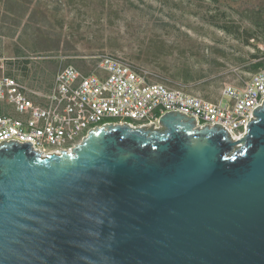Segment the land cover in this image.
Masks as SVG:
<instances>
[{
	"label": "water",
	"instance_id": "water-1",
	"mask_svg": "<svg viewBox=\"0 0 264 264\" xmlns=\"http://www.w3.org/2000/svg\"><path fill=\"white\" fill-rule=\"evenodd\" d=\"M244 137L110 125L73 151L0 148V264H264V102Z\"/></svg>",
	"mask_w": 264,
	"mask_h": 264
},
{
	"label": "built area",
	"instance_id": "built-area-1",
	"mask_svg": "<svg viewBox=\"0 0 264 264\" xmlns=\"http://www.w3.org/2000/svg\"><path fill=\"white\" fill-rule=\"evenodd\" d=\"M85 73L60 65L48 92L16 77L0 76V148L4 143H30L43 156L80 146L101 127L129 124L160 126V118L180 112L196 120V128L222 126L236 141L246 134L264 102V68L243 86L227 84L218 102L155 80L149 69L109 53L93 57ZM133 122V123H129Z\"/></svg>",
	"mask_w": 264,
	"mask_h": 264
},
{
	"label": "rangeland",
	"instance_id": "rangeland-1",
	"mask_svg": "<svg viewBox=\"0 0 264 264\" xmlns=\"http://www.w3.org/2000/svg\"><path fill=\"white\" fill-rule=\"evenodd\" d=\"M61 1L67 8L62 12L64 13V19L61 21L63 24L55 23V20L53 24L47 23V21L40 24L43 34L47 38L60 42L59 51L34 54L30 48L26 57H29L32 63L28 67L26 80L23 79L21 69L15 67L10 70L6 66L4 60L15 55L7 51L5 59H0V75L12 71L15 77L30 87L48 92L54 80V74L53 77H50L54 70L52 60L84 59L81 67L77 68L83 72H90L92 71L93 57L102 53L129 59L132 63L146 66L153 73L161 75L159 73L161 69L145 64L143 56L138 54L142 39L150 37L153 34L152 28L157 27V32L167 36L168 39L171 38L167 42L169 46H173V54L170 53L172 55L167 57L166 62V69L170 74L176 72L178 68H183V63L189 65L193 73H202V78L193 77L188 82L185 81L186 77L180 76L177 79L166 74L162 75V78L165 79L163 82L173 81L175 87L210 99L211 96L218 94L226 83H237L241 78L248 79L251 74L243 69V66L246 67L250 63L249 57L252 54L264 52V30H262L264 29V0H220V6L217 5V0H198L200 2L173 0V3L184 1V5H188V17L182 20L174 18L169 24L170 28L167 29L153 26V22L152 24L148 23L150 19L152 21L151 15L155 14L149 12L152 9L150 5L155 6L153 9L156 10V15L166 14L167 11L164 10L163 13H160L162 10L154 0H144L152 3L145 4V6H141L143 4L139 3V0H130V3L133 2L130 7L124 5L126 3L124 0H107L106 7L99 6L97 0H89L85 7L84 0H81L82 3L77 0L72 5L66 3L68 0ZM108 6H110L109 9ZM147 6H149L148 10L145 9ZM198 7L199 9H197ZM218 7H221L227 16L219 19V24H215L213 22L215 19L210 15ZM121 8H123V13L119 16L122 19L110 21L108 18L110 13L112 14V10ZM79 11L88 13L90 17L99 18L94 25L85 19L74 20V16ZM242 13H257L259 17L242 16ZM157 21L159 20L157 19ZM163 21L168 20L163 18ZM79 22L88 25L87 28L79 27ZM180 23L182 24L180 25ZM27 39V42H30L31 38ZM174 39H178L181 47L195 46L196 48L194 51L186 50L184 51L185 55H182V51L175 46L178 43ZM71 65L76 67V63ZM156 78L157 76L155 80L158 81L163 80ZM134 125L137 127L136 124Z\"/></svg>",
	"mask_w": 264,
	"mask_h": 264
},
{
	"label": "trees",
	"instance_id": "trees-1",
	"mask_svg": "<svg viewBox=\"0 0 264 264\" xmlns=\"http://www.w3.org/2000/svg\"><path fill=\"white\" fill-rule=\"evenodd\" d=\"M77 0H68L66 2L67 4H74ZM81 2V0H79ZM125 6L130 7L133 2L130 3V0H124ZM89 0H84L83 4L88 5ZM142 3L145 6V4H152L144 0H139V3ZM155 4L157 6H160V13H163L164 10L166 11V14L162 15H156V10L153 9L155 7L153 4L150 5L152 9H150L149 12L155 13L154 15H151V19L148 23L153 22V26H159L163 29L170 28L169 24L171 21L175 19L182 20L183 18L188 17L187 15V9L188 5H184V1H179L177 3H173V0H154ZM195 2H200L198 0H195ZM82 3V2H81ZM220 0H217V5H219ZM97 4L99 6H107V0H97ZM110 6L107 8L109 9ZM137 7H140V5H137ZM148 7H145L146 10H148ZM66 8L65 3L61 0H0V58L5 59V54L7 51H10L11 53L15 54L14 57L6 58L4 61L6 63V66L8 68L13 69L15 67L21 69L22 73L27 71L28 67L32 63V60L29 59V57H26V55L29 52V49L32 48L34 54H40L42 53H48L53 52L56 53L59 51V41L54 40L51 38H47L42 31V27L40 24H43L47 21V23L53 24L54 20L55 23L61 22L64 19V13H62ZM69 9H71L69 7ZM199 9V7L197 8ZM190 11V10H189ZM103 11L101 10V13ZM114 12V13H113ZM123 13V8L121 9H113L112 14L109 15V20L113 22L114 19H122L119 14ZM196 13L200 14V12L196 11ZM243 14V13H242ZM209 16V15H207ZM227 14L223 11L221 7H218L217 10H215L214 13L210 15L213 19H215V24H219V19L226 17ZM242 16H248V17H259V14L252 13L247 14L244 13ZM74 20L85 19L90 22L91 25H94L95 22H97L99 17H90L88 13H85L84 11H79L77 15L74 16ZM163 18H167L168 21H163ZM157 19L159 21H157ZM63 22H61V25ZM179 24V23H176ZM182 23H180L181 25ZM79 27L81 28H87L88 25H83L79 22ZM152 27V26H151ZM229 28V27H228ZM158 28L153 27L152 28V35L148 38H143L141 42V48L139 50V55L143 56V62L147 65H152L160 70L161 75H155L157 78H162V75L169 74L172 77H175L179 79V77H186L185 81L188 82L190 79H193V77L202 78V73L195 74L193 73L192 68L187 65L186 63H183L184 67L181 69H177L176 72L173 74L169 72L168 69H166V62L167 57L169 55H172V49L173 46H169L168 40L171 39L167 36L161 35L159 32H157ZM264 30V29H262ZM252 34V33H251ZM257 35V34H255ZM254 35V36H255ZM30 37V42H27V38ZM179 39V38H178ZM178 39H174L175 42L178 44H175L177 46L178 50L182 51V55H185L184 51L196 48L195 46L192 47H181ZM173 44V43H172ZM143 48V49H142ZM172 53V54H170ZM114 55V54H112ZM117 56V55H114ZM124 59V58H123ZM84 59H67V60H61L58 61L52 60L51 62L54 64V70L52 71V75L50 77H53V74L55 76L58 68L60 65H71L73 63H76V68L81 67L82 62ZM93 60V64L91 65L92 69L96 65V60ZM126 60V59H125ZM127 61H130L127 59ZM250 63L246 66V71L250 74H253L260 69L264 68V53L256 52L252 54L249 57ZM132 62V61H130ZM147 69H149L146 66H143ZM78 68V69H79ZM26 69V70H25ZM164 69V70H163ZM86 70V69H85ZM150 70V69H149ZM85 73H88V71H84ZM153 72V71H152ZM7 76H13L12 71L6 72ZM156 78V79H157ZM158 81V80H157ZM165 81L163 79L160 82ZM166 84H169L170 86H173V81L164 82ZM52 87V85H51ZM50 87V88H51ZM187 91V90H185ZM188 92V91H187ZM129 123H133L130 122ZM136 124V123H134Z\"/></svg>",
	"mask_w": 264,
	"mask_h": 264
},
{
	"label": "crops",
	"instance_id": "crops-1",
	"mask_svg": "<svg viewBox=\"0 0 264 264\" xmlns=\"http://www.w3.org/2000/svg\"><path fill=\"white\" fill-rule=\"evenodd\" d=\"M259 53H261V52H259ZM264 53V52H263ZM5 58V57H4ZM0 59H3V58H0ZM243 69H245L246 70V67L245 66H243ZM26 70V69H25ZM6 74V73H5ZM13 74V73H12ZM22 75L24 76L23 77V79H25L26 80V78L28 77V69H27V71L26 72H24V74L22 73ZM252 75V74H251ZM250 75V76H251ZM0 76H2V75H0ZM13 77H15L14 76V74H13ZM17 78V77H16ZM250 78V77H249ZM249 78L248 79H239L238 80V82L237 83H235V82H232V83H226L225 85H227V84H231V85H235V86H237V87H241V86H243L244 85V83L247 81V80H249ZM17 79H19V78H17ZM20 80V79H19ZM21 81V80H20ZM23 82V81H22ZM224 85V86H225ZM224 86L221 88V90H220V92L218 93V94H216V95H213V96H211L210 97V99H207V98H205V97H202V96H200V97H202L203 99H205V100H208V101H212V102H218V101H220L222 98H223V96H222V90H223V88H224ZM199 96V95H198Z\"/></svg>",
	"mask_w": 264,
	"mask_h": 264
},
{
	"label": "bare ground",
	"instance_id": "bare-ground-1",
	"mask_svg": "<svg viewBox=\"0 0 264 264\" xmlns=\"http://www.w3.org/2000/svg\"><path fill=\"white\" fill-rule=\"evenodd\" d=\"M53 154V153H52Z\"/></svg>",
	"mask_w": 264,
	"mask_h": 264
}]
</instances>
